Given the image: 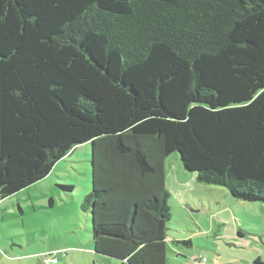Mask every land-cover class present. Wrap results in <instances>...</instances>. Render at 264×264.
<instances>
[{
	"label": "trees",
	"instance_id": "trees-1",
	"mask_svg": "<svg viewBox=\"0 0 264 264\" xmlns=\"http://www.w3.org/2000/svg\"><path fill=\"white\" fill-rule=\"evenodd\" d=\"M85 143L81 211L95 253L123 264L192 247L168 228L175 154L264 204V0H0V198Z\"/></svg>",
	"mask_w": 264,
	"mask_h": 264
},
{
	"label": "rangeland",
	"instance_id": "rangeland-1",
	"mask_svg": "<svg viewBox=\"0 0 264 264\" xmlns=\"http://www.w3.org/2000/svg\"><path fill=\"white\" fill-rule=\"evenodd\" d=\"M74 151L67 159L77 160L72 165L67 160L60 162L44 183L0 201V241L7 244L4 238L15 237L31 247L27 252L33 251L34 238L39 240L49 235L41 228V232L34 230L32 237L30 229L36 218L43 225L48 220L54 222L55 216L61 215L59 211H66L64 203L72 205L78 198H86L92 183L91 146L85 143ZM57 185L73 186L74 190L67 194ZM166 188L171 194L173 213L168 224L170 234L174 240L192 242V247L168 243L167 264H197L202 258L206 259L203 264H264L263 203L237 200L225 188L199 182L197 174L183 169L179 154L167 161ZM44 195L55 197V207L59 210L50 207ZM71 208L70 212H62V218L69 219L70 213H75ZM84 224H81L83 228ZM1 248L5 249L4 245Z\"/></svg>",
	"mask_w": 264,
	"mask_h": 264
},
{
	"label": "crops",
	"instance_id": "crops-1",
	"mask_svg": "<svg viewBox=\"0 0 264 264\" xmlns=\"http://www.w3.org/2000/svg\"><path fill=\"white\" fill-rule=\"evenodd\" d=\"M74 150L71 151V153L75 152ZM70 154L65 158L64 161L69 158ZM76 161L77 160H67V162H69L68 164L71 165ZM60 164L62 163H59V165ZM45 181L43 180L41 182L44 183ZM87 187H89V184H87ZM91 187L92 185L88 189V195L91 191ZM36 188L37 187L29 192V194L26 193L27 197H30L31 193L35 191ZM59 196L61 197L62 195L59 194ZM47 197L48 202L50 199H53L52 205L49 206L59 210V208L55 207L56 198L52 195L51 197H49V195ZM47 197H45V199H47ZM69 198H71L70 200L73 199V197ZM76 198L77 197L74 199ZM84 199L78 198V201L72 205H67L64 203L63 206L66 208V211H59L61 215L55 216L54 222L48 220V222L43 225L42 221L36 218L38 223L35 222L30 229V231H32V237L35 236L34 230L41 232V228H44L42 231L47 230L49 235L47 237H41L39 240L34 238V243H36V245L32 247L31 250L33 251L27 252L31 247L27 244H22V242L15 237L10 236L4 238V241L7 244L0 241V264H43V260L49 255H52L58 260V263L56 264H123L124 262L120 260L97 255L95 253L90 231V223L88 220L89 218L86 217L81 211V203ZM1 200L2 199L0 198V201ZM41 200L44 202V199ZM71 207L74 208L75 213H70L69 219L62 218L63 213L70 212L72 209ZM0 208L2 207L0 206ZM19 208L23 213L22 208ZM34 209L37 211L36 205H34ZM46 215L51 216L48 213ZM83 222H85V231L81 225ZM3 245L5 249L1 248ZM199 262L200 260L196 263L198 264Z\"/></svg>",
	"mask_w": 264,
	"mask_h": 264
},
{
	"label": "built area",
	"instance_id": "built-area-1",
	"mask_svg": "<svg viewBox=\"0 0 264 264\" xmlns=\"http://www.w3.org/2000/svg\"><path fill=\"white\" fill-rule=\"evenodd\" d=\"M206 262V259H201V261L198 264H203ZM58 263V260L54 258L52 255H49L43 260V264H56Z\"/></svg>",
	"mask_w": 264,
	"mask_h": 264
}]
</instances>
